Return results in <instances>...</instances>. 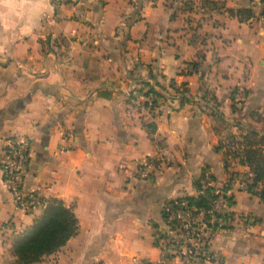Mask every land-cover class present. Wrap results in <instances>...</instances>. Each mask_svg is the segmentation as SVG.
<instances>
[{"label": "crops", "instance_id": "1", "mask_svg": "<svg viewBox=\"0 0 264 264\" xmlns=\"http://www.w3.org/2000/svg\"><path fill=\"white\" fill-rule=\"evenodd\" d=\"M252 131L264 135V0H0V264H16L13 241L44 208L19 207L4 181L13 136L30 142L24 193L62 199L79 221L33 264H169L155 244L162 214L198 195L204 170L255 221L212 234L204 264H264L250 169L228 157L226 170L216 148ZM164 153L161 175L135 176Z\"/></svg>", "mask_w": 264, "mask_h": 264}, {"label": "built area", "instance_id": "2", "mask_svg": "<svg viewBox=\"0 0 264 264\" xmlns=\"http://www.w3.org/2000/svg\"><path fill=\"white\" fill-rule=\"evenodd\" d=\"M239 98L246 97L243 87L236 90ZM153 102V95L151 97ZM64 140L70 139V132H65ZM30 142L25 137L8 138L3 162L4 181L6 182L16 204L26 210L41 205L46 201L34 194L23 191V179L29 159ZM168 167L166 154L158 157L142 158L135 176L143 180H153ZM229 182H238L230 175ZM212 188V195L203 206L189 205L187 201L175 202L164 210L162 226L158 229L155 244L159 248L163 261L169 264H204L214 259L211 250V235L230 228L248 230L255 223L245 213L236 214L230 202V196L223 188L211 185L209 175L205 176L198 195ZM197 195V196H198Z\"/></svg>", "mask_w": 264, "mask_h": 264}, {"label": "trees", "instance_id": "3", "mask_svg": "<svg viewBox=\"0 0 264 264\" xmlns=\"http://www.w3.org/2000/svg\"><path fill=\"white\" fill-rule=\"evenodd\" d=\"M244 17L251 16L249 9L239 10ZM179 93L180 102L190 101L186 96L187 88H179L171 85ZM161 95L154 87H150L146 95ZM155 101L152 102V106ZM152 132L154 129L151 130ZM227 143L219 142L217 150L225 149V168L228 170V157L239 158L241 164L249 167L251 182L247 184L248 192L256 194L264 203V135L252 131L242 136L234 133L228 134ZM205 170L201 177L194 182L197 189L201 188L205 178ZM231 182L225 185L229 187ZM212 195V188H207L204 194L198 196H185L172 201V204L187 201L189 205L203 206L207 204V198ZM232 202V197H230ZM41 216L34 220L33 224L13 241L12 251L16 256V264H33L40 261L45 255L52 254L63 247L67 241L79 231V221L72 206H67L62 199L48 198ZM163 219L165 213L162 214Z\"/></svg>", "mask_w": 264, "mask_h": 264}, {"label": "rangeland", "instance_id": "4", "mask_svg": "<svg viewBox=\"0 0 264 264\" xmlns=\"http://www.w3.org/2000/svg\"><path fill=\"white\" fill-rule=\"evenodd\" d=\"M163 260V259H162Z\"/></svg>", "mask_w": 264, "mask_h": 264}]
</instances>
